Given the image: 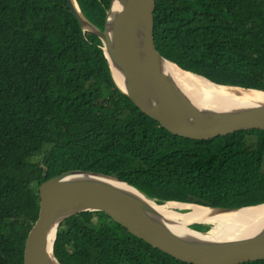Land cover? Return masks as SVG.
<instances>
[{
  "label": "trees",
  "instance_id": "1",
  "mask_svg": "<svg viewBox=\"0 0 264 264\" xmlns=\"http://www.w3.org/2000/svg\"><path fill=\"white\" fill-rule=\"evenodd\" d=\"M77 2L105 28L112 0ZM154 36L187 71L264 90V0H157ZM71 169L115 176L157 204L257 205L264 130L174 134L117 89L101 39L66 0H0V264H24L39 186ZM54 254L61 264H185L97 210L60 223Z\"/></svg>",
  "mask_w": 264,
  "mask_h": 264
},
{
  "label": "water",
  "instance_id": "2",
  "mask_svg": "<svg viewBox=\"0 0 264 264\" xmlns=\"http://www.w3.org/2000/svg\"><path fill=\"white\" fill-rule=\"evenodd\" d=\"M66 1L84 31L101 39L117 89L170 132L205 140L241 130H264V101L235 103L225 110H213L202 109L183 95L165 66L166 62L173 61L156 48L154 16L157 0H118L122 9L117 19L110 20L115 1L112 0L104 29L84 15L77 0ZM118 182L136 189L115 176L83 169L67 170L42 182L39 186V215L25 241L24 264H61L54 254L58 227L68 217L84 210L108 214L133 235L185 264H244L264 260V226L249 237L197 250L199 240L168 234L166 219L149 203V198L138 189L147 199L125 190ZM244 207L248 206L213 208L234 210ZM195 224L207 223L191 225ZM53 232L55 236L51 242Z\"/></svg>",
  "mask_w": 264,
  "mask_h": 264
},
{
  "label": "bare ground",
  "instance_id": "3",
  "mask_svg": "<svg viewBox=\"0 0 264 264\" xmlns=\"http://www.w3.org/2000/svg\"><path fill=\"white\" fill-rule=\"evenodd\" d=\"M121 9L122 5L115 0L110 12V20L117 19ZM165 66L183 95L202 109L225 110L235 103L264 101L263 91L219 86L204 77L184 71L176 63L166 62ZM118 184L131 193L142 195L132 187L119 182ZM147 200L166 219L168 234L185 237L191 241L199 240L198 247L195 248L197 250L249 237L264 226V204L223 210L177 201L158 205ZM197 222L212 224V228L208 233L197 232L190 227ZM54 236L55 232L51 235V242Z\"/></svg>",
  "mask_w": 264,
  "mask_h": 264
},
{
  "label": "rangeland",
  "instance_id": "4",
  "mask_svg": "<svg viewBox=\"0 0 264 264\" xmlns=\"http://www.w3.org/2000/svg\"><path fill=\"white\" fill-rule=\"evenodd\" d=\"M142 197L146 198L145 196L141 195ZM147 199V198H146ZM172 202V201H171Z\"/></svg>",
  "mask_w": 264,
  "mask_h": 264
}]
</instances>
